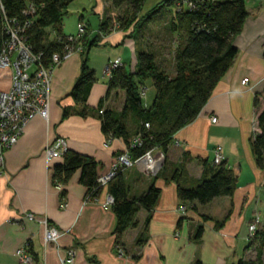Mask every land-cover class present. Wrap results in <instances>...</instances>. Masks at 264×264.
Here are the masks:
<instances>
[{
	"label": "crops",
	"instance_id": "obj_1",
	"mask_svg": "<svg viewBox=\"0 0 264 264\" xmlns=\"http://www.w3.org/2000/svg\"><path fill=\"white\" fill-rule=\"evenodd\" d=\"M98 3L97 13L102 19L109 4L104 0ZM246 5L248 17L233 42L238 51L233 65L216 85L198 117L175 134L167 154L168 162L178 165L183 161L188 176L197 180L202 175L198 160L214 163V151L221 149V161L236 175L237 189L231 199H222V205L219 204L215 212L218 215L201 212L197 204L192 205L195 212L187 211L183 215L175 185L159 180L156 186L161 188V195L148 224L146 242L135 245L137 237L144 232L146 213L141 211L138 228L121 238L123 255L119 257L114 235L115 215L111 208L102 207L107 192L104 190L95 201L88 200L86 189L78 183L77 173L68 186L63 187L62 192L66 193L62 197L52 181V168L62 163V158L46 162L44 149L49 143L65 139L68 150L91 157L99 164L98 174L108 172L116 156L126 151L121 140L107 142L97 118L71 115L63 119L65 108L79 110L67 97L80 75L81 56L75 54L52 71L48 120L38 115L32 117L22 136L5 153V163L0 170V264H21L15 253L27 242H30L36 264H60V258L67 251L74 252V264H236L240 259H254L256 244L249 239L248 227L256 218V231L264 234V220L257 214L258 205L262 204L263 193L259 191L264 188V171L256 167L250 146L258 131L255 99L264 107V0H247ZM61 32L66 36L74 35L66 33L62 26ZM115 34L103 37V41L106 45H121L116 50L122 55L111 59L112 55L103 53L104 70L118 59L125 69L136 67L132 41H127L133 49L129 61L123 60L127 48L125 38H130L128 33ZM91 69L97 82L87 105L95 108L105 98L107 86L106 80L96 75L93 64ZM2 73L0 90H8L11 71ZM243 79H248L246 86L241 85ZM123 104L124 93L119 92L117 96L112 95L105 106L121 110ZM143 105L148 107L147 102ZM212 118L216 119L215 123ZM154 154L163 156L160 150ZM125 179L131 195H140L149 187L151 178L134 168ZM62 202L67 203L66 209H60ZM27 214L46 220L53 230L62 234L57 247L44 245V227L28 221ZM227 215V222L219 230L214 229V222L202 221V216H207L221 222ZM200 225L204 228L202 237L194 241Z\"/></svg>",
	"mask_w": 264,
	"mask_h": 264
},
{
	"label": "trees",
	"instance_id": "obj_2",
	"mask_svg": "<svg viewBox=\"0 0 264 264\" xmlns=\"http://www.w3.org/2000/svg\"><path fill=\"white\" fill-rule=\"evenodd\" d=\"M104 1L115 10L126 7L128 15L131 16L130 23H134L147 0ZM246 1L163 0L148 15H143L142 19L150 21V17L157 15L161 9H169L165 41L167 54L173 58L174 72L168 73L163 68L161 64L164 62L163 56L159 59L158 54L152 49L144 51L139 48L136 70L128 72L122 64L113 69L111 76L106 77L105 98L100 100L95 108L87 105L91 89L97 82L95 72L88 66V54L97 46L100 34L102 36L110 34L112 21L108 17H102L99 36H95L94 39H91L90 28L86 25L80 41L83 49L80 54V75L67 95L79 110L65 108L63 119L71 115L83 119L97 118L107 142L121 140L126 147L125 152L130 154L132 160L156 150H160L164 156L160 171L150 179L149 187L140 195H131V188L125 179L126 174L134 168L119 171L106 188H102L97 181L99 164L91 157L67 149L62 156V163L52 168L53 184L55 187L61 186L62 197L66 193L62 192L63 187L68 186L78 173V183L86 189L88 200H97L104 190L113 198L111 211L117 221L114 235L118 248L122 246L123 235L138 228V215L141 211L146 213L144 232L137 237L135 245L141 246L146 242L148 224L161 195V188L156 186L159 180L167 185H175L177 198L186 211L195 212L193 204L204 206L217 198L231 199L234 196L237 177L223 161L216 164L199 159L202 175L200 179L194 180L188 176L183 161L173 165L168 162L167 154L175 134L198 117L211 98L216 85L233 65L238 53L233 42L248 17ZM72 2L73 0H0V50L5 47L8 40L4 20L13 27V20L22 25L23 20L34 18L33 25L26 30L24 38L33 53L41 54L43 63L48 65L53 54L62 53L63 47L56 39L66 36L61 32V23ZM29 5L35 8V17L23 16L22 13ZM121 24V31H127L128 24H125V20L121 21ZM46 28H52L54 39L46 40ZM149 80L155 90V96L152 104L145 107L142 102L143 89ZM119 92L124 93L121 110L105 106L109 98L112 95L117 96ZM254 108L257 112L258 131L251 139L250 146L256 167L264 171V107L255 99ZM228 218L227 215L218 222L202 216V221L214 222V229L219 230ZM181 222L180 220L179 226ZM203 231L204 228L200 225L193 240L199 241ZM253 243L256 244L254 259H240L236 264H264V234L256 232ZM24 247L33 264H36L30 242Z\"/></svg>",
	"mask_w": 264,
	"mask_h": 264
},
{
	"label": "built area",
	"instance_id": "obj_3",
	"mask_svg": "<svg viewBox=\"0 0 264 264\" xmlns=\"http://www.w3.org/2000/svg\"><path fill=\"white\" fill-rule=\"evenodd\" d=\"M35 13V8L29 5L22 14L24 17H35ZM33 20L34 18L25 19L22 21V25L17 20H13V27H10L6 20L3 22L8 40L5 47L0 50V72L11 71V85L8 90H0V170L5 163V153L22 136L29 120L37 115L48 120L52 71L71 56L81 54L83 50L80 41L85 33L86 24L80 22L75 35L56 39L57 43L63 47L62 53L53 54L49 64H44L42 55L33 53L24 38L26 30L33 25ZM120 66V59L110 63L106 67L104 75L110 77L112 70ZM247 84L248 79L241 81L242 86ZM211 121L215 123L216 119L212 118ZM134 142L137 144V140ZM67 149L65 139H57L45 147L44 158L47 163H50L54 159L62 158ZM214 155V163H220L222 160L221 149H215ZM163 160L164 157L155 155L154 151L147 152L137 160H132L128 152H122L116 156L111 169L98 177L97 181L102 188H106L119 171L131 168H137L144 176L152 178L160 171ZM56 188L60 190L61 186H56ZM113 203V198L107 193L102 207L110 209ZM65 206H61V208L65 209ZM181 211H184L183 207ZM26 219L44 227L45 246L55 245L57 247L58 239L62 235L60 232L53 230L46 220H37L32 214H27ZM257 223L258 218L248 227L250 240L254 239ZM117 254L122 257L121 248H117ZM15 256L21 264H33V260L24 246L15 253ZM74 258V252L67 251L64 257L60 258V264H73Z\"/></svg>",
	"mask_w": 264,
	"mask_h": 264
},
{
	"label": "rangeland",
	"instance_id": "obj_4",
	"mask_svg": "<svg viewBox=\"0 0 264 264\" xmlns=\"http://www.w3.org/2000/svg\"><path fill=\"white\" fill-rule=\"evenodd\" d=\"M101 0H73V2L70 4L68 8V13L67 15L63 18L61 26L63 30L66 33L69 34H76L77 33V27H78V21L84 22L85 24L89 25V35L91 39H94L95 36H99V27H100V22H101V17L98 16L97 10H100V2ZM163 0H147L143 6L142 12L138 15L136 18L137 20L134 23H130L131 16L128 15V10L126 7H123L119 10L112 9L110 6L104 9V15L103 18L108 17L111 19V27H110V34L107 36H102L100 34V40L97 43V46H94L92 50H90L88 54L89 58V64L88 66L91 68L92 64L95 66L96 70V75L101 78L103 77L106 80V76L104 75V66L102 63V59H104L105 54H110L111 59L116 58L118 56L122 55V52L119 50L117 52L116 49H120L121 45L118 47L116 45L112 44H105L104 43V38L103 37H113L119 32H127L128 35H132L131 39L130 38H125L126 44H125V53H124V58L123 60H128L130 58V53L133 51V49L136 50V60H137V53L140 49H143L144 51H149L153 50L155 53L158 54L159 59H163V68L168 72V73H173V58L169 57L167 54V41H165V35L167 34V24L169 23V9L164 8L159 11V13L155 16L150 17L151 20L147 19H142L143 15H148L149 12L157 5L161 4ZM125 20V24H128L127 26V31H121V21ZM46 33V40H52L54 38V34L52 32V28H46L45 29ZM98 33V34H97ZM127 41H132L133 45L127 44L130 42ZM140 48V49H139ZM108 49H112V51H108ZM130 50V51H129ZM134 50V52H135ZM117 52V53H116ZM105 53V54H103ZM116 53V54H115ZM115 54V55H114ZM132 54V53H131ZM160 62V60H158ZM112 61L111 63H113ZM110 63L107 65L109 66ZM106 66V67H107ZM132 65V68L129 66L126 68L128 72H134L136 70V67ZM105 67V69H106ZM104 70V71H103ZM3 73L0 72V78L3 76ZM1 80V79H0ZM146 88V96H144L142 99L143 104L147 102L148 107L152 104V101L155 96V90L152 86L151 81L146 82V86L144 87L143 90ZM61 190V189H60ZM262 199L261 202L262 204L258 205L257 208V214L261 216V220H264V188L259 191V194H262ZM223 198H217L214 201L208 205L204 206H199V210L203 213L210 212V214H215L217 212V206L220 204L222 205L221 201H223ZM67 207V203L63 202L61 206ZM254 204L251 206V210L253 209ZM62 209V208H61ZM66 209V208H65ZM185 209V208H184ZM63 210V209H62ZM218 215V214H215ZM257 230V228H256ZM257 232V231H256ZM178 237V234L175 235V238ZM17 258V257H16ZM18 259V258H17ZM19 261V260H18ZM74 264V263H73Z\"/></svg>",
	"mask_w": 264,
	"mask_h": 264
},
{
	"label": "bare ground",
	"instance_id": "obj_5",
	"mask_svg": "<svg viewBox=\"0 0 264 264\" xmlns=\"http://www.w3.org/2000/svg\"><path fill=\"white\" fill-rule=\"evenodd\" d=\"M112 165H113V164H112ZM112 165H111V167H112ZM111 167H110V169H111ZM110 169H109V170H110ZM109 170H108V171H109ZM106 173H107V172H106ZM106 173H104V174H106ZM104 174H98V177H100V176H102V175H104ZM186 212H187V211H186L185 209H184V211H181V213H182L183 215H185ZM48 224H49V223H48ZM49 226H50V225H49ZM43 242L45 243L44 235H43ZM44 245H45V244H44Z\"/></svg>",
	"mask_w": 264,
	"mask_h": 264
}]
</instances>
